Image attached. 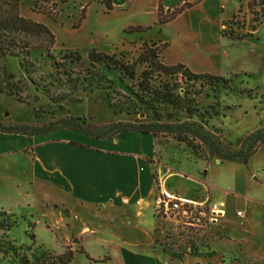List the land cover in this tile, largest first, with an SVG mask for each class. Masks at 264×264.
<instances>
[{"label":"rangeland","instance_id":"rangeland-1","mask_svg":"<svg viewBox=\"0 0 264 264\" xmlns=\"http://www.w3.org/2000/svg\"><path fill=\"white\" fill-rule=\"evenodd\" d=\"M32 1L21 0L20 13L47 26L54 44L48 51L32 49L22 67L21 56H0L2 127H41L78 115L96 132L106 131L110 141L125 138L129 131H119L124 124L196 122L234 152L248 135L264 128V0H206L162 25L128 0H112L109 12L101 0H67L58 6L56 19L33 11ZM84 6L85 16L80 19ZM255 15L258 22L253 21ZM136 23L150 29L127 31ZM252 24H256L252 36L240 41L223 35L230 27L235 33L249 31ZM144 41L166 43L159 54L166 64L181 62L193 72L227 81L200 79L188 85L180 76L154 74L151 87L168 84L177 92L188 90L196 103L189 114L166 102L149 101V94L136 85L143 64L135 67L136 77L131 79L104 64L63 63L61 58L95 48L132 61ZM55 61L61 65L56 67ZM8 88L17 95L8 94ZM0 133L19 135L18 143H7L17 147L0 149V264H19L22 256L31 261L58 256L69 249L71 264H264V143L243 163L208 149L194 153L166 132L154 137L153 147L146 140L138 139L136 144L133 140L143 151H152L147 158L153 175L151 195L148 185L145 196L155 198L165 187L202 202L197 210L204 215L199 226L186 225L158 216L152 198L135 197L132 201L138 209L143 201L137 200L149 201L148 222L141 219L138 228L121 231L114 224L116 209L108 208L104 214L100 200L78 198L71 187L54 182L53 171L39 168L50 156L60 155L48 143L53 132ZM60 133L81 139L73 130ZM44 141L37 155L33 144ZM105 164L128 170L133 163L113 159ZM213 204L223 213L218 209V215L212 214ZM137 217L131 215V223ZM129 224L128 220L124 226Z\"/></svg>","mask_w":264,"mask_h":264},{"label":"trees","instance_id":"trees-1","mask_svg":"<svg viewBox=\"0 0 264 264\" xmlns=\"http://www.w3.org/2000/svg\"><path fill=\"white\" fill-rule=\"evenodd\" d=\"M21 0H0V56H21L19 62L22 67L30 54L32 49L49 50L54 44V35L51 30L44 24L34 21L31 18L25 17L20 13ZM67 0H33L32 10L46 14L52 19H56L58 14V6L65 4ZM106 12L113 9L112 0H101ZM196 2L185 1L182 4L165 9L159 3L156 12V22L160 25L175 19L184 10L191 8ZM86 6L81 10L80 19L84 18V11ZM261 16H264V8L261 10ZM234 17V16H232ZM253 21L258 22L259 17L255 15ZM150 29V26H130L127 31L141 32ZM256 30V24H252L249 31L243 33H235L230 27L228 32L223 31L229 39L240 41L246 37L252 36L253 31ZM166 47V43L156 44L155 42H142L140 51L132 60H125L117 57L116 53H107L98 51L95 48L86 53L78 51L65 53L61 58L63 63L68 60L74 64H84L87 61L91 66L96 64H104L110 69L119 70L123 75L131 79L136 77L135 67L138 64H143L144 69L139 75L136 83L140 91L149 94V101L166 102L171 104L174 108L184 110L191 114L196 109L194 98L189 95L186 88L182 92L174 90V85L171 87L168 84H161L151 87L149 80L153 75L161 74L170 76H180L182 80L187 81L188 85H194L198 80L203 79L208 81H227L222 76L209 74L206 72H193L188 66L181 62L174 64H166L160 58L161 50ZM55 66L61 65V62L55 61ZM95 74H93L94 76ZM77 81V78L74 79ZM111 81V80H110ZM73 82V81H72ZM8 94H16L10 88L7 89ZM18 100L22 101L20 96ZM67 128L79 132H83L98 139H108L106 131L96 132L83 116L71 115L58 123H50L47 126L30 127V126H16L12 128H4L0 125V132L15 133L27 136L44 135L52 131ZM120 132H136L139 134H150L153 138L162 132L171 134L174 139L185 143L194 153L202 154L204 149L223 159L234 160L247 163L250 156L256 152L258 144L264 143V128L257 129L246 137L238 151L234 152L226 149L221 141L213 136L210 132L205 130L202 125L196 122L181 123L176 125H161V124H124ZM72 250L58 256H48L42 259L31 261L28 257L22 256L19 264H71Z\"/></svg>","mask_w":264,"mask_h":264},{"label":"crops","instance_id":"crops-1","mask_svg":"<svg viewBox=\"0 0 264 264\" xmlns=\"http://www.w3.org/2000/svg\"><path fill=\"white\" fill-rule=\"evenodd\" d=\"M129 1L130 4L132 2L139 4V8L143 12H148L153 15L155 19L159 3L164 9H168L176 7L186 0H128V2ZM187 1L196 2V4H194L195 7L204 3L206 0ZM199 16L204 18L203 14H199ZM134 25L138 24L136 23ZM66 130L71 131V129L62 128L52 131L53 134L48 136L52 137L51 140H48V143L53 144L52 148L60 155L50 156L47 163L42 161V163L39 164V168L42 167L43 171V168H49L50 171H53L52 179L54 182L58 181L65 187H71L78 198L82 199L84 197L86 199L95 198L98 199V201L100 200L104 203V214L109 212L108 208L112 209L111 207H113L116 209L119 214L114 217V224L121 231L138 228L137 221L141 219L148 222L150 211L148 213L145 212V210L147 205H150V203L147 199L152 198L154 200V196H145L146 187L148 185V194L151 195L153 175L151 166L147 162V158L152 155V151H143V148L140 149L138 146L134 145V141L136 144L137 141H139L138 139H143L153 147L152 143L154 138L150 134L129 132L125 134V138L123 140L114 139L109 141L108 139H98L76 131L79 132L78 134H80L81 139L74 140L70 139V136L60 133L65 132ZM18 139L19 135L6 136L0 133V149L7 151L10 148L17 147L18 145L7 147V143H18ZM125 139H127V142H125ZM70 141H76L77 143L73 144ZM33 142L35 143L36 140L34 139L32 143ZM33 145L35 146V153L38 155V149H40L41 146H45L46 142H39ZM64 147L67 148L65 149ZM113 159H126L128 163H133L134 165L132 164L128 170L123 167L116 169L107 168L108 166H106L105 163L108 160L112 161ZM59 177L61 179H59ZM164 189L167 190L165 187H161L160 190ZM89 191H91L90 195ZM177 195L184 196L180 194ZM135 197L147 198L145 201L142 200V198L139 199L140 202L143 201L141 209L134 206V202L132 200ZM128 211L132 213L131 215L138 216L134 223H131V215L129 213L127 214ZM126 216L127 218L125 219ZM126 220H129L130 226H124L127 222ZM147 227H149V225H147Z\"/></svg>","mask_w":264,"mask_h":264},{"label":"built area","instance_id":"built-area-1","mask_svg":"<svg viewBox=\"0 0 264 264\" xmlns=\"http://www.w3.org/2000/svg\"><path fill=\"white\" fill-rule=\"evenodd\" d=\"M137 203H140V201L138 200ZM201 203L192 198L179 196L164 189L160 190L154 198V210L161 218L174 219L190 226H199L201 224L200 220L203 217L201 215H204L203 212L197 210L201 206ZM218 209L219 207L216 204L210 207L212 214L217 213ZM194 211H197L198 214H195ZM236 214L242 215V212L237 211Z\"/></svg>","mask_w":264,"mask_h":264},{"label":"bare ground","instance_id":"bare-ground-1","mask_svg":"<svg viewBox=\"0 0 264 264\" xmlns=\"http://www.w3.org/2000/svg\"><path fill=\"white\" fill-rule=\"evenodd\" d=\"M219 209H220V208H219ZM218 212H219V213H220V212H222V213H223L222 209L218 210Z\"/></svg>","mask_w":264,"mask_h":264}]
</instances>
